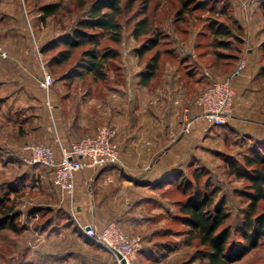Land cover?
Returning a JSON list of instances; mask_svg holds the SVG:
<instances>
[{"label":"rangeland","instance_id":"rangeland-1","mask_svg":"<svg viewBox=\"0 0 264 264\" xmlns=\"http://www.w3.org/2000/svg\"><path fill=\"white\" fill-rule=\"evenodd\" d=\"M86 1L87 4L81 7L79 6L80 0H0V44L3 45L7 51H12L11 53L9 52V54H11L16 62H18L19 58H23L24 56L26 64L33 70L36 78L34 80H25L28 83V90L34 91L37 87L40 88V90L51 89V85L49 88L43 85L46 74L50 75L52 80H55V77L57 78V76L62 74L64 70L69 68V65L72 64L67 63L65 66L57 67L56 74L50 72V70L46 68L45 63L58 49L49 51V53L44 55L40 52V48L52 38L62 34V30H65V27L74 25L76 21L85 16L88 6H90L93 0ZM159 1L163 5L161 10H158L155 14L158 21L162 18H173L175 10L180 6L177 0H151L150 12L153 11L154 6ZM231 1H233V4L232 7L228 8L229 11L226 9L222 12L223 5L225 6ZM252 1L253 0H215V9H202L196 13V16L192 15L190 24L192 22L195 23L196 17L199 16L197 17L196 24L191 27V34L182 32L185 23L179 25V32L177 33L180 36H175V34L174 36H178V39L184 41L194 40L203 26L208 27L206 28L207 34L199 37L201 45L198 54L203 53L200 57L203 59L205 65L211 66L213 75L211 74L210 82L206 83L201 89L196 100L212 81L224 80L229 74L226 73V76H224L223 73L226 71L229 72L231 68H233V72L238 64L236 63V59L232 60V58H230L232 56L229 55L230 57L227 58L225 56V54L227 55L235 52L234 47L226 49L220 48L218 45L214 44V35L212 30L209 29V24L214 21L215 18L217 19V23L220 22L219 20H224L228 26L240 36H249L246 32H239L238 25L230 17V13L235 11V14L236 12L238 14L240 12L241 15L239 16H241V20L246 25L264 24V11L261 9L259 11L257 9L251 11V9L259 7L258 3L253 5ZM51 3H59L60 7L55 15L48 17L47 20L42 23V13L39 8L45 4ZM124 3L127 5V1ZM127 8L128 7L125 9V14L121 16V20L125 19L127 21L129 17L142 16L138 13V10H140L139 2L135 3L131 8ZM134 24L135 21L133 19L124 27L125 46L123 48L125 49V53L127 52V62L128 55L133 53L132 49L140 46L142 43L141 40H134L131 36ZM167 29H171L170 31L173 32L170 26H168ZM27 44H31L30 50L26 47ZM242 48H244L241 52L242 56L248 55L246 47L243 46ZM25 49L27 50V54L23 52ZM221 52L224 54L222 57L218 55V53ZM153 54L154 51L148 53L141 60L134 54L136 65L132 63L133 66L130 65V70L132 68V70L141 71ZM228 61L230 63L233 62L231 66H228ZM17 65L21 66L19 63H17ZM2 69L3 67H0V70ZM108 69L107 79L99 83L94 82L89 75L84 79L76 78L69 85L60 83L58 87H55L60 93H56L52 98L50 96V99H47L46 96L42 94L34 97L33 94L28 93L32 101L40 98V102L43 106L40 107V109L44 108L50 111L55 108L58 109L57 114L60 113V115L56 116V111L52 114L50 132L45 128L43 130L44 132H41L40 128H36L37 123L32 119L31 110H28L27 106H24L27 104H34L32 101H27L30 103H22L21 99L18 97L15 101L17 103L16 106H13L15 102L12 104L7 102L0 104V153L6 156L0 158V196L3 197V195L7 194L8 189L6 188L7 186L9 187L10 184L18 186L19 189H17V192H10L7 196L18 199L20 203V212L22 213L17 221L18 226L21 228L19 232H14L9 227L0 230V264H119L115 256L106 249L100 246L92 247V244H85L81 239L74 236L73 232H75L79 226L78 221L73 215V208L71 210V207L67 206L69 210L67 211L65 207H62L67 200L71 203V197L65 195L55 187L53 180L48 175L51 170H47L43 166L29 168L23 165L22 161L19 162L17 160L20 155H23L24 147L32 142L47 143L53 146L56 151H58L61 143L66 144V142H63L61 136L62 127L60 123H62L63 120L59 117L62 116V111L69 106V100H71L72 106L78 107L80 95L87 91L89 87L90 89L96 88L95 94L99 95L103 90L115 84L117 80L122 79L119 72V60H117L115 64L112 62ZM0 83L2 88L0 89V102L6 101L4 96L8 93V87H10V92L12 88L18 89L25 84V82L22 85L17 82L8 83V80L3 77L0 78ZM121 83L122 82H119V85H123ZM139 86H141V84L137 83V87ZM4 88L7 89L5 90ZM196 100L187 106L194 105ZM35 106L37 107L38 105ZM43 120H46L45 116H43L39 124H43ZM186 134L190 135L191 132ZM85 136H89V134L83 135L81 138ZM9 155L15 158L11 162ZM201 156L202 158L199 164L193 163L192 166L188 167L187 162L183 167L186 169L188 178H191V168L200 166L208 169V173L212 176L213 181L221 185L224 189L223 192L217 196V201L220 200L224 192H230L233 188L243 186L244 183L242 180L230 174L229 167L223 158L211 160L207 152L204 154L201 153ZM187 161H189V159ZM45 173L49 178L47 177L46 179V177L43 176ZM51 176L53 177V174H51ZM207 176L208 175L204 176L202 179V185H204ZM168 186V184H165L161 187V191L164 192L162 196L167 201L168 205L165 208L167 209L166 216L162 215L160 223L157 222L148 229L141 230L138 234H133L123 228H121V230L130 237H139L143 243L142 249L148 246H154L155 244H157V247L164 243L172 244L173 249L170 251L160 250L158 252V260L156 257V259H154L152 255L140 251L133 264H200L199 260L190 262L192 257L196 254L197 249L194 243L192 245L186 243V240L189 239L188 231L190 227L182 220L174 219V216L179 214V206L176 201L185 200L187 195L180 193L175 186L167 191ZM165 188L167 189L165 190ZM165 191L167 192L165 193ZM61 199L66 200L63 205L59 203ZM228 205V209L233 214L231 224H235L239 214L238 209L245 207L246 202L238 196L230 194ZM32 207H50L52 212L42 211L36 213L34 217H29L28 210ZM263 208L264 204H262V209ZM146 209H148L146 213H151L153 210V208H150L151 210L145 208L144 213ZM69 212L71 218L68 217ZM156 228H159L160 231H158L154 239H151L150 233ZM165 229L168 231H165ZM60 249H66L71 252L69 258L66 260L54 259L55 256L49 255V253L57 252V250ZM56 257L58 256L56 255ZM233 264H264V238L257 248L253 249L243 259Z\"/></svg>","mask_w":264,"mask_h":264},{"label":"crops","instance_id":"crops-1","mask_svg":"<svg viewBox=\"0 0 264 264\" xmlns=\"http://www.w3.org/2000/svg\"><path fill=\"white\" fill-rule=\"evenodd\" d=\"M256 9L260 10L258 7L251 11ZM246 27L249 36L244 37L243 46L247 49L248 55L245 57L248 66L234 80L233 114L225 126H212L206 120L197 118L190 135L182 132V111L196 100L201 89L210 82L213 70L204 64L201 57L195 56L191 43L183 44L180 41L173 42L175 54L163 55L158 70L143 86L137 87L140 71L130 70V65L135 64V55L129 54L127 62L125 54L123 66L126 69V83L112 84L99 95L95 94L96 88L88 89L80 95L78 107L72 106L69 100V106L59 117L63 120L60 123L63 142L77 141L83 135L94 134L101 124H109L117 128L120 143L121 164L85 167L76 173L75 195L68 206L71 210L73 208L78 226L79 223H92L102 228L115 222L120 229L138 234L160 223L162 215L166 216L168 204L162 196L164 192L161 187L156 185L164 175L182 169L187 162L199 164L201 153L207 152L211 160L225 157L241 160L257 142L264 143V60L257 49L264 43V24H247ZM30 45L26 46L28 50ZM23 52L27 54L26 49ZM190 52L194 55L185 56ZM24 58L16 62L11 56L10 61L0 62V67H3L0 78H6L8 83L22 85L25 82L21 88H12L10 92V87L4 88L8 93L4 96L6 101L0 104H12L18 97L22 103L32 101L28 93L34 97L42 94L50 99L49 89L40 90L37 87L34 91L28 90L25 80H34L36 75ZM227 63L231 66L233 62ZM232 70L223 75L230 74ZM32 102L34 104L24 106L31 110L36 128H40L41 132H44V128L50 132L52 114L56 111V116L60 115L57 114L58 109H40L43 107L40 98ZM16 105L15 102L13 106ZM43 116L46 120L39 124ZM51 174L49 172L48 175L53 180ZM48 175L43 174L46 179ZM64 201L61 199L59 203L63 205ZM145 208H153L152 214L146 213L148 209L144 213ZM158 231L159 228H156L154 233H150L151 239L156 237ZM73 234L85 244L98 246L80 226ZM70 254L66 249L49 253L55 256L54 259L64 260Z\"/></svg>","mask_w":264,"mask_h":264},{"label":"trees","instance_id":"trees-1","mask_svg":"<svg viewBox=\"0 0 264 264\" xmlns=\"http://www.w3.org/2000/svg\"><path fill=\"white\" fill-rule=\"evenodd\" d=\"M125 1H127V5L124 3ZM137 2L140 7L138 13L142 16H132L127 21L121 20L126 7L131 8ZM177 2L180 6L175 10L174 17L162 18L158 21L155 14L162 8L163 4L160 1L150 12L151 0H93L84 17L76 21L74 25L65 27L62 34L52 38L40 48V52L44 55L58 49L45 63L50 72L56 74L57 67L72 63L62 74L55 77L56 81L53 80L51 89H49L50 95L54 97L56 93H60L55 88L60 83L69 85L74 79H84L87 75L91 76L96 83L105 81L109 66L112 62L115 64L117 60H119V72L122 79L117 80L116 83H126V69L122 64L126 54L123 48L125 46L124 27L133 19L135 24L131 36L134 40L142 41L140 46L132 49L133 54L141 60L148 53L154 51V54L139 72L138 79L141 86L148 83L156 73L163 55L175 54L174 41H180L183 44L193 41L191 46H193L195 56H202L203 53L198 54L201 45L199 37L207 34L206 28L208 27L203 26L192 41L180 40L178 36H175L179 35L177 32H179L178 28L181 23H185L182 32L191 34V27L196 24L199 16L196 17L195 23L190 24L192 15L196 16V13L202 9H215V0H177ZM252 2L253 5L258 3L260 9L264 11V0H253ZM86 4V0H80L79 6L84 7ZM232 4L233 1L223 5L222 12L232 7ZM59 5V3H51L41 6L39 8L42 13L41 22L43 23L48 17L55 15ZM239 15H241L240 12L238 14L237 12L235 14V11L230 13V17L238 25L239 32L247 33V25ZM219 21L217 23L215 18L209 24V29L214 35V44L226 49L234 47L235 52L227 54L228 56L225 54V56L226 58L232 56L230 58L236 59V63H238L242 57L240 56L241 52L244 50L242 48L245 42L244 37L237 34L224 20ZM168 26L172 28L173 32L170 31L171 29H167ZM257 49L259 52L261 51L262 60H264V43L260 44ZM192 55L194 54L191 52L185 54V56ZM218 55L224 56L222 52ZM4 61H10V59H0V62ZM57 152H60V147ZM9 156L10 162L15 159L13 156ZM0 158H2L1 153ZM21 158L20 155L17 160L21 162ZM224 161L229 167L230 174L242 180L244 184L242 187L233 188L230 192H224L218 201L216 198L224 189L213 181L212 176L208 173L209 170L204 167L191 168V178L187 177L186 169L183 167L167 173L156 182L158 187L168 184L167 191L175 186L180 193L187 195L185 200L176 201L179 206V214H176L174 219L182 220L190 227L189 239L186 240V243L189 245L194 243L197 246L196 254L190 262L199 260L200 264H233L257 248L264 238V208L262 209V204H264V143L257 142L244 154L241 160L235 157H225ZM187 166H192V163H188ZM26 167L37 168L40 166ZM206 175L208 176L202 185L201 181ZM6 189H8V194L13 191L17 192L19 187L10 184ZM7 194L3 197L0 196V230L9 227L12 231L19 232L21 228L17 221L22 214L19 208L20 203L17 198H11ZM230 194L238 196L246 202L245 207L238 209L239 214L235 224H231L233 214L228 209ZM68 205L69 201L67 200L62 207L67 209ZM42 211L52 212V209L50 207H32L28 210V216L34 217L36 213ZM67 211L69 210L67 209ZM68 217L71 218L70 212ZM156 245L148 246L140 251L152 255L154 259L158 260L160 250L170 251L173 249L172 244L164 243L157 247Z\"/></svg>","mask_w":264,"mask_h":264},{"label":"built area","instance_id":"built-area-1","mask_svg":"<svg viewBox=\"0 0 264 264\" xmlns=\"http://www.w3.org/2000/svg\"><path fill=\"white\" fill-rule=\"evenodd\" d=\"M7 49L0 44V59H10ZM247 58L242 56L233 72L224 80L212 81L200 94L194 105L186 106L181 115L182 132L190 133L197 118L212 126L229 123L234 108V80L247 68ZM53 80L46 74L43 85L49 88ZM117 128L101 125L93 135L85 136L68 145L60 144L58 153L53 146L32 142L24 147L21 161L26 166H44L51 170L53 183L65 195H75L76 173L85 167H104L121 164ZM84 234L96 245L113 254L119 264H133L143 247L139 237H130L115 222L99 228L96 224L79 223Z\"/></svg>","mask_w":264,"mask_h":264},{"label":"water","instance_id":"water-1","mask_svg":"<svg viewBox=\"0 0 264 264\" xmlns=\"http://www.w3.org/2000/svg\"><path fill=\"white\" fill-rule=\"evenodd\" d=\"M123 264H126L125 261H123Z\"/></svg>","mask_w":264,"mask_h":264}]
</instances>
